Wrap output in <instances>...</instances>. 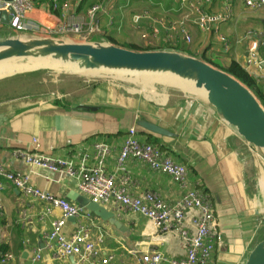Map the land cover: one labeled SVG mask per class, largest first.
I'll list each match as a JSON object with an SVG mask.
<instances>
[{"label": "crops", "instance_id": "obj_1", "mask_svg": "<svg viewBox=\"0 0 264 264\" xmlns=\"http://www.w3.org/2000/svg\"><path fill=\"white\" fill-rule=\"evenodd\" d=\"M200 1L62 0L53 9L51 0H35L27 19L45 27L81 23L80 35L63 37L69 41L108 43L133 51H173L221 70L232 61L244 68L250 43L264 42V8L252 10L240 0ZM97 4L101 8L89 21L87 12ZM200 15L208 19L205 29L198 24ZM89 27L94 31L88 34ZM0 31L7 33L0 39L14 32L1 22ZM221 38L228 41L227 48ZM258 56L262 57V47ZM251 71L264 94V66L260 73ZM68 74L55 77L37 70L0 79V83L8 82L0 87V164L11 171L28 172L29 167L12 155L22 150L75 162L87 155L86 165L91 167L93 145L105 142L111 147L106 172L112 174L121 142L134 128L141 142L158 146L184 165L189 184L209 196L222 236L213 264H244L252 248L264 239V168L235 128L220 119L204 99L167 89L159 98H150L108 81L70 75L83 73ZM116 75L129 78L126 73ZM140 122L155 125L164 134L149 132ZM126 166L133 182L131 194L152 191L169 203L179 199L181 189L170 176L136 160ZM30 180L33 187L78 205L69 198L79 193L74 179L32 169ZM0 183V253L12 254L8 264H30L35 252L41 255L36 264H79L75 257L56 259L54 247H47L44 234L60 218V211L45 214V202L24 195L2 179ZM102 207L124 228L119 231L93 215L106 232L103 250L114 257L111 264H138L140 255L154 251L169 259L184 257L177 236L158 234L149 220L126 213L114 203ZM75 227L76 221L67 220L64 232L71 234Z\"/></svg>", "mask_w": 264, "mask_h": 264}, {"label": "built area", "instance_id": "obj_2", "mask_svg": "<svg viewBox=\"0 0 264 264\" xmlns=\"http://www.w3.org/2000/svg\"><path fill=\"white\" fill-rule=\"evenodd\" d=\"M35 0H0V10L12 16L8 25L17 33L41 37H65L80 35L83 25L78 22L59 24L55 27H45L42 24L27 19L33 9ZM62 0H52V8ZM187 3L188 0H179ZM219 0H201L210 4ZM252 10L264 8V0H240ZM100 4L92 6L87 17L89 21L95 18L100 10ZM199 13V11H198ZM208 19L200 15L199 26L205 29ZM89 27L87 33H92ZM187 42L188 36H184ZM225 48L229 46L225 38H221ZM262 47V57L258 50ZM264 66V42L253 40L248 48L245 62V71L252 76L251 69L260 73ZM34 139L33 141H35ZM251 146V145H250ZM253 149V146H251ZM258 150V149H257ZM111 147L105 142L93 145V165H86L88 156L83 155L79 161L54 158L38 152L16 150L13 156L29 167L28 172L8 170L0 164V179L8 182L26 196L36 198L47 204L45 214L58 209L60 218L51 222V229L44 234L47 247L55 249L56 259L77 258L79 264H111L114 257L103 250L106 232L93 221V214L85 207L75 205L66 199L55 197L31 185L32 169H42L59 177H68L75 180L80 195L91 203L103 206L114 203L126 213L140 215L151 222L156 232L161 235L172 234L177 236L185 251L183 258L169 259L159 252L140 255L138 264H213V256L217 248L222 245V236L218 231V222L209 196L196 186H191L187 179V169L184 165L175 162L158 146L141 142L134 128L128 130L121 142L115 162L114 173L106 172V162ZM262 152V151H261ZM264 155V153L262 152ZM136 160L145 164L150 170L164 173L181 189V195L174 203L167 202L157 192L143 191L137 194L130 193L133 185L127 174V162ZM264 163V162H263ZM2 184L0 183V190ZM74 217L76 227L71 234L64 232L66 221ZM13 259L10 253H0V264H8ZM41 260L39 252H35L30 264Z\"/></svg>", "mask_w": 264, "mask_h": 264}, {"label": "water", "instance_id": "obj_3", "mask_svg": "<svg viewBox=\"0 0 264 264\" xmlns=\"http://www.w3.org/2000/svg\"><path fill=\"white\" fill-rule=\"evenodd\" d=\"M11 20V15L0 10L1 23L8 24ZM13 58H49L82 71L108 70L174 75L192 82L196 89H204L207 93L204 100L214 108L217 116L235 128L247 144L264 153V107L260 101L238 79L201 59L173 51H133L108 43H79L23 33L0 39V62ZM37 70L42 69L31 71ZM25 72L30 71L15 72L0 79ZM139 125L149 132L164 134L163 129L147 122H140ZM69 198L100 220L124 231L114 215L102 206L91 203L77 192H73ZM68 220L74 222L75 218ZM244 264H264V239L253 247Z\"/></svg>", "mask_w": 264, "mask_h": 264}, {"label": "rangeland", "instance_id": "obj_4", "mask_svg": "<svg viewBox=\"0 0 264 264\" xmlns=\"http://www.w3.org/2000/svg\"><path fill=\"white\" fill-rule=\"evenodd\" d=\"M8 33H10L9 37L16 35L14 32H11V31ZM6 35L7 33H5L4 31H0L1 37H5ZM72 42H78V41H72ZM79 43H84V42L82 41ZM26 65L37 66V63H28L27 61H19L15 63L2 65L0 66V76L8 75L12 73L16 67L26 66ZM49 66H51V63H49ZM38 71L42 72L43 74L55 76V77H61L64 74H68V73H56L57 71L56 68L51 69V70L42 69ZM126 74L130 79L129 78L121 79L117 77L115 73H112V74L110 73H83L84 76H81L78 74H70V75H73L77 78L84 79L87 81H108L129 92H132L138 95H143L145 97H150V98H159V96H162L164 89L172 90L182 95L197 97L200 99H206V97H203L202 95L207 96V93L205 92L204 89H196L194 87V84L181 80L177 77L156 76V75L149 74V73H135V72L126 73ZM141 81H143L144 83ZM146 81L147 83H145ZM7 84L8 82H1L0 87L6 86ZM16 92H20V91H16ZM251 149H252V154L254 155V157L257 158V161L264 168V163H263L264 155L262 154L261 150H257L253 148Z\"/></svg>", "mask_w": 264, "mask_h": 264}, {"label": "bare ground", "instance_id": "obj_5", "mask_svg": "<svg viewBox=\"0 0 264 264\" xmlns=\"http://www.w3.org/2000/svg\"><path fill=\"white\" fill-rule=\"evenodd\" d=\"M19 61H27L28 63H37V66H30V65H26V66H18L16 67L12 73L13 74L15 72H23V71H31V70H35V69H54L56 68L58 73H132L129 71H108V70H93V71H82L79 70L78 68H76L75 66H71L70 64H65V63H61L59 61H55V60H51L49 58H26L24 59H18V58H13V59H8V60H4L0 62V66L2 65H6V64H10V63H15V62H19ZM49 63H51V66H49ZM135 73H139V72H135ZM145 73V72H143ZM8 74V75H10ZM149 74H153L156 76H173L176 77L174 75L168 74V73H149ZM6 76V75H3ZM3 76H0L3 77ZM178 78V77H177ZM189 82V81H187ZM191 84H193L192 82H189Z\"/></svg>", "mask_w": 264, "mask_h": 264}, {"label": "trees", "instance_id": "obj_6", "mask_svg": "<svg viewBox=\"0 0 264 264\" xmlns=\"http://www.w3.org/2000/svg\"><path fill=\"white\" fill-rule=\"evenodd\" d=\"M48 1L50 0H41V2H48ZM208 64H210L211 66H214L211 63H208ZM222 71H225L226 73L232 75L233 77L238 79L241 83L246 85L255 94L257 99L260 101L261 105L264 107V94H262L261 90L258 88L255 79L251 77V75L247 73L245 69L239 63L232 61L229 64V66Z\"/></svg>", "mask_w": 264, "mask_h": 264}]
</instances>
